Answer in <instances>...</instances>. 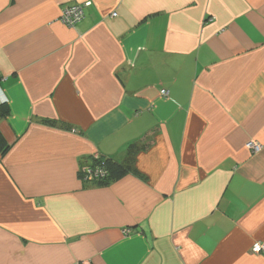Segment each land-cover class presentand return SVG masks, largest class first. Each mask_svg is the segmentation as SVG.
<instances>
[{"label": "crops", "instance_id": "obj_1", "mask_svg": "<svg viewBox=\"0 0 264 264\" xmlns=\"http://www.w3.org/2000/svg\"><path fill=\"white\" fill-rule=\"evenodd\" d=\"M5 113L0 264H264V0H0Z\"/></svg>", "mask_w": 264, "mask_h": 264}, {"label": "built area", "instance_id": "obj_2", "mask_svg": "<svg viewBox=\"0 0 264 264\" xmlns=\"http://www.w3.org/2000/svg\"><path fill=\"white\" fill-rule=\"evenodd\" d=\"M89 4H87L88 6ZM84 6L81 5H69L62 9L58 21L66 27L74 28L84 17ZM163 96L166 95L165 92H161ZM7 103L4 98L2 104ZM246 148L252 153H259L261 151V145L255 142H248ZM81 179L84 182L91 183L92 181L103 180L105 178V172L103 169L94 166H85L79 171ZM251 253L259 255L264 253V243H255L251 247Z\"/></svg>", "mask_w": 264, "mask_h": 264}, {"label": "trees", "instance_id": "obj_3", "mask_svg": "<svg viewBox=\"0 0 264 264\" xmlns=\"http://www.w3.org/2000/svg\"><path fill=\"white\" fill-rule=\"evenodd\" d=\"M0 115L5 116L7 115V113ZM8 148H9L8 144L5 142L4 138L0 133V153L4 154L8 150ZM132 152L134 151H130V150L128 151L129 155L127 156V159L122 163H116L111 159H107L103 157H92L91 162L88 166H94L103 169V171L105 172V178L103 180H98L94 182L92 181L91 183L105 185L108 184L110 181L117 180L123 177L130 170V161L132 160L131 155L133 154ZM79 178L81 179L80 173H79Z\"/></svg>", "mask_w": 264, "mask_h": 264}, {"label": "bare ground", "instance_id": "obj_4", "mask_svg": "<svg viewBox=\"0 0 264 264\" xmlns=\"http://www.w3.org/2000/svg\"><path fill=\"white\" fill-rule=\"evenodd\" d=\"M2 103V102H1Z\"/></svg>", "mask_w": 264, "mask_h": 264}]
</instances>
